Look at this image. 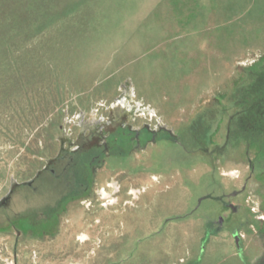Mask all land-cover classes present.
<instances>
[{"label":"rangeland","instance_id":"374dc122","mask_svg":"<svg viewBox=\"0 0 264 264\" xmlns=\"http://www.w3.org/2000/svg\"><path fill=\"white\" fill-rule=\"evenodd\" d=\"M124 95L146 111L131 129H157L154 142L103 159L88 200L65 202L55 219L39 207L49 219L25 217L15 231L1 222L26 208L17 189L0 213V264L262 258L257 239L238 252L211 223L243 216L220 198L249 158L264 160L247 137L264 100V0H0V199L55 157L64 132L103 125ZM111 180L120 192L105 209L96 189Z\"/></svg>","mask_w":264,"mask_h":264},{"label":"flooded vegetation","instance_id":"af4514ba","mask_svg":"<svg viewBox=\"0 0 264 264\" xmlns=\"http://www.w3.org/2000/svg\"><path fill=\"white\" fill-rule=\"evenodd\" d=\"M132 121L134 120L121 112H118L116 118L113 112H108L103 125L95 123L90 127L80 128L76 135L70 131L69 137L61 141V147L55 157L45 162L30 185L18 184L10 187L7 205L0 207V213L9 211L13 196L19 188L27 189L22 191L25 195L26 208L21 212L5 215L1 223L9 224L10 228L16 231L18 223L25 217L30 218L35 224L49 219V215L54 214L55 219L65 202L79 198L88 200L91 194L90 186L97 174L96 168L103 159L122 154L124 149L130 154L154 142L153 139L158 134L157 129L141 127L139 130H132L130 127ZM257 151L260 152V149ZM261 164L264 165L262 158H249L246 172H241L238 176H241L240 186L232 189L230 192L232 194H223L220 198L226 199L223 206L228 212L234 213L241 209L245 212L243 216L235 222L229 215L211 223L212 233L217 236L226 231L236 244L238 252L245 250V246L242 245L245 239H257L262 243L264 252V180H262L264 169ZM254 182L256 190L250 192L248 187ZM238 196H243L242 202L232 201ZM252 198L258 199L257 210L253 208L255 204ZM39 207L47 209L49 215H44V212L41 216L37 215L35 211ZM20 233L21 236L23 233L21 231ZM254 264H264V254L262 258L255 260Z\"/></svg>","mask_w":264,"mask_h":264},{"label":"built area","instance_id":"2783aa9c","mask_svg":"<svg viewBox=\"0 0 264 264\" xmlns=\"http://www.w3.org/2000/svg\"><path fill=\"white\" fill-rule=\"evenodd\" d=\"M115 109L119 110L124 115L129 116L132 120H135L136 118H143L144 111L142 102L134 101L132 98L124 95L120 99L115 100L113 103L109 104L107 110L109 112L114 111ZM147 112H150V110L147 109ZM83 119V118H81ZM84 120H82L83 122ZM70 130L67 132H64V139H67L69 137ZM120 192V186L116 181H110L108 182L105 187H99L96 189V193L98 195V201L100 202V206L102 208H108L110 206H113L117 203V197L116 195ZM130 193L132 194L133 198H137L140 191L139 190H130Z\"/></svg>","mask_w":264,"mask_h":264},{"label":"trees","instance_id":"16d2710c","mask_svg":"<svg viewBox=\"0 0 264 264\" xmlns=\"http://www.w3.org/2000/svg\"><path fill=\"white\" fill-rule=\"evenodd\" d=\"M263 101H261V103H260L261 106H262V108H260V112H259L258 117L256 119V122L258 124H257V126L256 125H253V126H256L255 127L256 129L253 130V131H250L249 135L247 136V137L250 138L249 140H251L252 143H254L255 145H257V147L260 149V152H261V150L264 151V106H263ZM247 122H249V121H247ZM243 125L244 124L239 125L238 128H242ZM248 125L249 124H246L245 127L248 126ZM259 129H261V130H259Z\"/></svg>","mask_w":264,"mask_h":264},{"label":"water","instance_id":"95a60500","mask_svg":"<svg viewBox=\"0 0 264 264\" xmlns=\"http://www.w3.org/2000/svg\"><path fill=\"white\" fill-rule=\"evenodd\" d=\"M31 181L23 182L22 185H30ZM15 185H18L17 182L12 181L11 182V188L15 187ZM9 199V192L0 199V207L6 206Z\"/></svg>","mask_w":264,"mask_h":264},{"label":"bare ground","instance_id":"6f19581e","mask_svg":"<svg viewBox=\"0 0 264 264\" xmlns=\"http://www.w3.org/2000/svg\"><path fill=\"white\" fill-rule=\"evenodd\" d=\"M140 194V193H139ZM18 230V229H17ZM19 233V232H18ZM82 235V234H81ZM86 239V236H84V235H82L81 237L79 236V240L80 241H83V240H85Z\"/></svg>","mask_w":264,"mask_h":264},{"label":"crops","instance_id":"0c3cea01","mask_svg":"<svg viewBox=\"0 0 264 264\" xmlns=\"http://www.w3.org/2000/svg\"><path fill=\"white\" fill-rule=\"evenodd\" d=\"M247 165V164H246ZM246 165H245V167H246ZM245 171H246V168H245ZM245 249V248H244Z\"/></svg>","mask_w":264,"mask_h":264}]
</instances>
